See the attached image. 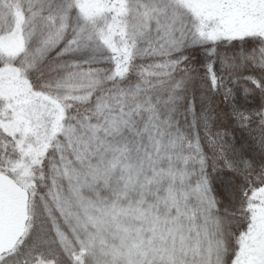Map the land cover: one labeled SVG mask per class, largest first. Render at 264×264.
Segmentation results:
<instances>
[{
    "label": "snow or ice",
    "instance_id": "6c2138e0",
    "mask_svg": "<svg viewBox=\"0 0 264 264\" xmlns=\"http://www.w3.org/2000/svg\"><path fill=\"white\" fill-rule=\"evenodd\" d=\"M0 264H264V0H0Z\"/></svg>",
    "mask_w": 264,
    "mask_h": 264
}]
</instances>
